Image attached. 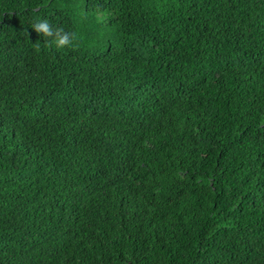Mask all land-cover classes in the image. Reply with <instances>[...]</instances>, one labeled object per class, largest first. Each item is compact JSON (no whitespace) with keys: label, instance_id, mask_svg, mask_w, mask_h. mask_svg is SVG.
Wrapping results in <instances>:
<instances>
[{"label":"trees","instance_id":"obj_1","mask_svg":"<svg viewBox=\"0 0 264 264\" xmlns=\"http://www.w3.org/2000/svg\"><path fill=\"white\" fill-rule=\"evenodd\" d=\"M0 264H264V0H0Z\"/></svg>","mask_w":264,"mask_h":264},{"label":"clouds","instance_id":"obj_2","mask_svg":"<svg viewBox=\"0 0 264 264\" xmlns=\"http://www.w3.org/2000/svg\"><path fill=\"white\" fill-rule=\"evenodd\" d=\"M97 19L98 21L103 22L105 20V16L98 15ZM31 29L34 30L37 34H40L45 38H49L46 40V43L49 47L54 45L55 48L61 49L73 46L77 41V33L67 32L60 27L53 28L47 19H37L32 23ZM25 31L29 36L30 33L27 30ZM37 47H39V44H37Z\"/></svg>","mask_w":264,"mask_h":264}]
</instances>
